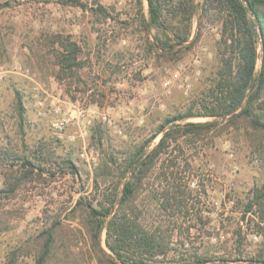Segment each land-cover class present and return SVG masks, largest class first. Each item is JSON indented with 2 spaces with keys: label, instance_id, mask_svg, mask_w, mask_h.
<instances>
[{
  "label": "rangeland",
  "instance_id": "rangeland-1",
  "mask_svg": "<svg viewBox=\"0 0 264 264\" xmlns=\"http://www.w3.org/2000/svg\"><path fill=\"white\" fill-rule=\"evenodd\" d=\"M64 2L0 0V46L5 49L0 56V150L45 164L42 177L34 173L13 194H6L7 177L23 169L21 161L13 158L0 163V264H34L37 236L56 216L63 225L56 264H107L97 259L81 212L67 218L76 198L91 200L121 181L116 172L104 180L98 168L109 155L121 159L164 119L190 108L201 113L215 104L209 92V78L219 61L212 15L202 21L196 45L165 57L150 46L155 37L164 40L165 36L140 25L141 17H147L145 0L141 4L138 0ZM199 21L196 15L191 39ZM62 38L79 48L80 67L65 72L59 68ZM16 92L24 107L21 124L15 111ZM215 119L222 120L193 117L167 126ZM58 121L64 122L62 129L54 128ZM97 125L105 131L100 144L92 140ZM160 137L151 141L148 150ZM165 152L138 200L142 223L150 230L159 226L169 236L171 248L177 249L162 264H172L180 251L226 256L233 251L234 230L239 226L245 236L243 258L253 256L264 235L260 237L240 219L238 201L244 203L251 190L264 182V153L254 150L243 127L219 124L196 137L180 135L169 140ZM65 158L77 168V178L62 165ZM162 161L167 181L159 176ZM99 170L96 188L94 176ZM170 172H177L191 193L185 200L194 207L187 215L160 210L152 196L171 182ZM99 246L111 256L104 231Z\"/></svg>",
  "mask_w": 264,
  "mask_h": 264
},
{
  "label": "trees",
  "instance_id": "trees-1",
  "mask_svg": "<svg viewBox=\"0 0 264 264\" xmlns=\"http://www.w3.org/2000/svg\"><path fill=\"white\" fill-rule=\"evenodd\" d=\"M142 0H138L141 4ZM147 17H141L140 25L144 30H156L165 39L155 37L150 46L155 52L161 51L165 57L185 52L196 45L200 39L203 20L212 15L211 20L218 29V65L209 78V92L215 104L206 107L201 113L188 109L183 113L164 119L156 126L146 140L123 152L122 158L109 155L99 166L104 180L114 173L120 182L106 188L91 200L78 196L67 218H80L89 235L99 262L107 264H162L171 248L169 236L157 226L150 230L142 223L143 211L138 200L147 189L149 173L157 165L160 156L168 148L169 140L178 136L196 137L207 133L219 124L227 127H243L247 138L256 152L264 153V0H145ZM65 4L73 5L75 0H65ZM100 12L102 10H99ZM103 12V11H102ZM200 21L194 37L192 21L195 16ZM59 68L70 71L80 67L77 62L79 48L67 39H60ZM5 49L0 46V56ZM260 61L257 66V61ZM234 118L226 121L212 120L204 123L186 122L181 126L168 127L172 121H186L193 117L218 118L230 116L238 109ZM15 111L19 124L24 120V107L19 92L15 93ZM239 125V126H238ZM168 127V129H167ZM167 130H166V129ZM105 131L100 125L94 128L92 140L100 144ZM161 134L158 142L148 150L151 141ZM20 160L23 173L7 177L6 194H13L16 189L31 177L40 178L45 171L43 163L34 164L26 155L19 156L8 150H0V163L5 159ZM63 166L69 168L72 177L77 178V168L70 158L63 159ZM43 165V166H40ZM59 167L61 165L57 164ZM160 169L164 162H160ZM171 165H174L171 162ZM167 167V166H165ZM19 171V170H17ZM53 175V173H52ZM167 181L166 172L160 171L159 176ZM160 176V177H161ZM115 177V176H114ZM171 182L160 191L154 190L152 196L160 210L189 213L188 202L191 193L179 181L177 172H170ZM100 178V170L95 173L94 182ZM160 179V178H159ZM111 183V182H110ZM97 188V186H96ZM109 189V190H108ZM108 190V191H107ZM240 219L247 226L255 228L261 237L264 235V182L254 187L250 196L243 203ZM189 208V209H188ZM199 218L200 230L203 222ZM201 221V222H200ZM63 225L56 216L51 225L37 236V248L34 264H56L60 257L58 244ZM102 231L105 233V245L111 256L108 257L99 246ZM235 240L233 251L226 256L181 252L178 258H172V264H264V242L253 256L243 258V240L245 236L239 226L234 230ZM182 245H184L182 243Z\"/></svg>",
  "mask_w": 264,
  "mask_h": 264
},
{
  "label": "built area",
  "instance_id": "built-area-1",
  "mask_svg": "<svg viewBox=\"0 0 264 264\" xmlns=\"http://www.w3.org/2000/svg\"><path fill=\"white\" fill-rule=\"evenodd\" d=\"M64 127V122L63 121H58L54 123V128L55 129H62Z\"/></svg>",
  "mask_w": 264,
  "mask_h": 264
},
{
  "label": "water",
  "instance_id": "water-1",
  "mask_svg": "<svg viewBox=\"0 0 264 264\" xmlns=\"http://www.w3.org/2000/svg\"><path fill=\"white\" fill-rule=\"evenodd\" d=\"M239 110H240V108L236 112H234L232 115H230V116H224V117H218V118L219 119H224V120H228V119L234 118Z\"/></svg>",
  "mask_w": 264,
  "mask_h": 264
}]
</instances>
